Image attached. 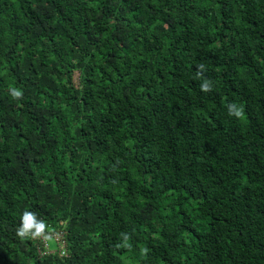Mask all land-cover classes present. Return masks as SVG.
Wrapping results in <instances>:
<instances>
[{
  "label": "trees",
  "instance_id": "trees-1",
  "mask_svg": "<svg viewBox=\"0 0 264 264\" xmlns=\"http://www.w3.org/2000/svg\"><path fill=\"white\" fill-rule=\"evenodd\" d=\"M0 264H264V0H0Z\"/></svg>",
  "mask_w": 264,
  "mask_h": 264
},
{
  "label": "rangeland",
  "instance_id": "rangeland-1",
  "mask_svg": "<svg viewBox=\"0 0 264 264\" xmlns=\"http://www.w3.org/2000/svg\"><path fill=\"white\" fill-rule=\"evenodd\" d=\"M74 82L77 84V82H78V73L77 72H75L74 73ZM53 237H54V239L56 240V241H58L59 242V244L62 246L63 245V241H62V239H61V235L60 234H53ZM57 242V243H58ZM49 245L51 246V247H56V244H55V242L52 240V239H49Z\"/></svg>",
  "mask_w": 264,
  "mask_h": 264
},
{
  "label": "clouds",
  "instance_id": "clouds-1",
  "mask_svg": "<svg viewBox=\"0 0 264 264\" xmlns=\"http://www.w3.org/2000/svg\"><path fill=\"white\" fill-rule=\"evenodd\" d=\"M202 90H208V89L206 88V86H202ZM14 95L17 96V97H19L21 95V93L18 92V91H16V92H14ZM233 108H234V106H230V114H231V110ZM235 114L239 115V112L237 111Z\"/></svg>",
  "mask_w": 264,
  "mask_h": 264
}]
</instances>
